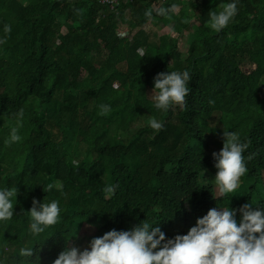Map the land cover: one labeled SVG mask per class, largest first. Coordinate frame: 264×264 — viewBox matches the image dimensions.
Segmentation results:
<instances>
[{"label": "trees", "instance_id": "obj_1", "mask_svg": "<svg viewBox=\"0 0 264 264\" xmlns=\"http://www.w3.org/2000/svg\"><path fill=\"white\" fill-rule=\"evenodd\" d=\"M228 2L0 0V189H17L13 218L0 222V264H53L84 225L95 238L148 222L172 238L211 208H264L251 187L221 199L200 181L216 169L225 130L248 143L246 173L264 183V0H238L236 17L214 32L210 13ZM170 71H188L191 91L184 107L156 110L154 78ZM21 112V139L9 143ZM152 118L164 123L159 133ZM33 199L61 208L39 236L30 231Z\"/></svg>", "mask_w": 264, "mask_h": 264}, {"label": "clouds", "instance_id": "obj_2", "mask_svg": "<svg viewBox=\"0 0 264 264\" xmlns=\"http://www.w3.org/2000/svg\"><path fill=\"white\" fill-rule=\"evenodd\" d=\"M237 5L238 0H230L220 12H211L209 27L217 33L224 30L238 14ZM173 9L174 5L150 9L145 16L151 18L153 11L164 16ZM4 31L11 32V26L5 25ZM3 43L5 41L0 39V44ZM190 80L188 71L158 73L151 95L155 109L169 111L173 106L184 107L191 91ZM209 104H214V101L210 100ZM99 109L101 115L111 112L107 104H101ZM22 118L23 113H18L17 127L12 129L9 143L20 141L18 128ZM148 125L156 133L164 128V123L156 118L150 119ZM223 138L222 149L212 153L217 169L215 187L219 193L215 196L221 199L239 187L241 177L248 171L247 161L253 158L244 155L249 145L237 133L224 130ZM116 187L109 186L107 190L114 192ZM51 189L52 185H48V190ZM16 196L17 189H0V222L13 218ZM28 212L30 231L34 236L56 225L61 217V208L56 200L45 203L33 199ZM20 255L32 258L34 249L22 248ZM53 264H264V208H253L250 203L239 209L230 206L211 208L197 218L186 234H176L172 238H167L159 226L148 222H140L129 230L112 229L91 239L83 250L76 246L65 248Z\"/></svg>", "mask_w": 264, "mask_h": 264}, {"label": "rangeland", "instance_id": "obj_3", "mask_svg": "<svg viewBox=\"0 0 264 264\" xmlns=\"http://www.w3.org/2000/svg\"><path fill=\"white\" fill-rule=\"evenodd\" d=\"M162 28H163V26H160L159 29H162ZM124 30H125L124 26H121L119 31L122 32ZM156 30L158 32V28ZM65 31H66V28H62V32H65ZM162 31L163 32L167 31V33H169L170 35L174 34L170 28H166V27H164V29H162ZM160 34H161V32H160ZM190 37L191 36H190L189 31H184L182 33V35H180V37H179V49L182 52L184 58L188 54L189 44L192 40V38H190ZM249 66H250V62L248 60H246L244 62V66H243L244 69H248ZM115 85H116V83H115ZM216 172H217V169L205 170L201 174V178H200L201 180L200 181L204 185H210L214 195H219L218 190L215 187V181H214V177L216 175ZM245 176H246L245 180H244V176L241 177L239 187L234 192L235 193L239 192L238 194H244L246 189H250L249 187H251L254 190H256L255 191L256 197L264 196V183H263V181H258L255 178L248 176L247 173H245ZM230 194H232V193H229L227 195H230ZM217 198H220V197H217ZM223 198H225V196ZM223 207H228V206H223ZM96 232H97L96 227L84 225L80 231L79 237L75 240V242L73 244L70 245V247L76 246V247H79L81 250H83L84 248H87L89 246L90 240L96 235Z\"/></svg>", "mask_w": 264, "mask_h": 264}, {"label": "built area", "instance_id": "obj_4", "mask_svg": "<svg viewBox=\"0 0 264 264\" xmlns=\"http://www.w3.org/2000/svg\"><path fill=\"white\" fill-rule=\"evenodd\" d=\"M121 1H134V0H99V2L103 5H106L110 8H114L117 6Z\"/></svg>", "mask_w": 264, "mask_h": 264}]
</instances>
